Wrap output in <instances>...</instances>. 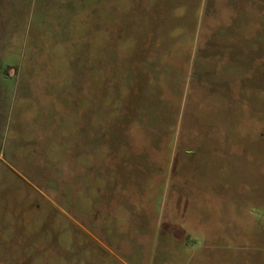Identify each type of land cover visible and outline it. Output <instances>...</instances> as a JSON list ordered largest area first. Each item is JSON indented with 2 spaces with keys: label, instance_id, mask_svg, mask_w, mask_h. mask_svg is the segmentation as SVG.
Returning a JSON list of instances; mask_svg holds the SVG:
<instances>
[{
  "label": "rangeland",
  "instance_id": "obj_1",
  "mask_svg": "<svg viewBox=\"0 0 264 264\" xmlns=\"http://www.w3.org/2000/svg\"><path fill=\"white\" fill-rule=\"evenodd\" d=\"M264 260V0H0V264Z\"/></svg>",
  "mask_w": 264,
  "mask_h": 264
},
{
  "label": "crops",
  "instance_id": "obj_2",
  "mask_svg": "<svg viewBox=\"0 0 264 264\" xmlns=\"http://www.w3.org/2000/svg\"><path fill=\"white\" fill-rule=\"evenodd\" d=\"M263 255L254 250H245L240 255V264H264Z\"/></svg>",
  "mask_w": 264,
  "mask_h": 264
}]
</instances>
